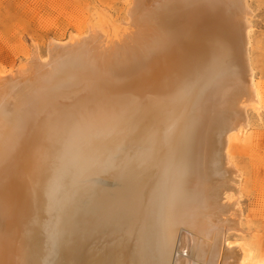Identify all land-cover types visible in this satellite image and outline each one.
<instances>
[{
  "label": "bare ground",
  "instance_id": "bare-ground-1",
  "mask_svg": "<svg viewBox=\"0 0 264 264\" xmlns=\"http://www.w3.org/2000/svg\"><path fill=\"white\" fill-rule=\"evenodd\" d=\"M130 1L0 72V264H264L226 240L261 102L246 0Z\"/></svg>",
  "mask_w": 264,
  "mask_h": 264
},
{
  "label": "rangeland",
  "instance_id": "rangeland-1",
  "mask_svg": "<svg viewBox=\"0 0 264 264\" xmlns=\"http://www.w3.org/2000/svg\"><path fill=\"white\" fill-rule=\"evenodd\" d=\"M130 0H0V72L17 75L34 55L46 59L49 42L83 35L88 26L108 32L123 29ZM251 11L249 48L253 81L261 102L247 110L248 128L231 136L228 152L240 173V229L228 243H252L264 252V0H246ZM105 25V26H104ZM103 28V29H101ZM106 30V31H105Z\"/></svg>",
  "mask_w": 264,
  "mask_h": 264
}]
</instances>
